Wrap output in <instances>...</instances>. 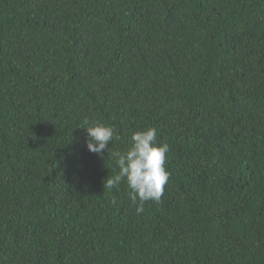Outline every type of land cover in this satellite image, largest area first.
<instances>
[{
  "label": "trees",
  "instance_id": "16d2710c",
  "mask_svg": "<svg viewBox=\"0 0 264 264\" xmlns=\"http://www.w3.org/2000/svg\"><path fill=\"white\" fill-rule=\"evenodd\" d=\"M93 122L169 146L142 213ZM0 264H264V0H0Z\"/></svg>",
  "mask_w": 264,
  "mask_h": 264
},
{
  "label": "clouds",
  "instance_id": "9594fccd",
  "mask_svg": "<svg viewBox=\"0 0 264 264\" xmlns=\"http://www.w3.org/2000/svg\"><path fill=\"white\" fill-rule=\"evenodd\" d=\"M81 127L86 129L87 149L97 154L107 150L108 156L118 168L115 175L106 178L104 188L118 187L124 182L137 214L144 211L145 202H158L161 199L169 179V172L165 168L169 146L157 142L156 128L145 127L134 131L131 144L126 150H113L109 153V143L113 139L119 140L111 125L93 122L90 126Z\"/></svg>",
  "mask_w": 264,
  "mask_h": 264
}]
</instances>
